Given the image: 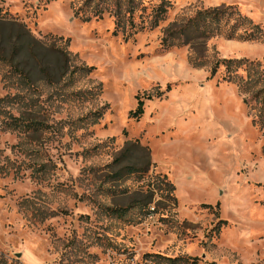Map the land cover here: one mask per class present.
Segmentation results:
<instances>
[{
    "label": "rangeland",
    "instance_id": "obj_1",
    "mask_svg": "<svg viewBox=\"0 0 264 264\" xmlns=\"http://www.w3.org/2000/svg\"><path fill=\"white\" fill-rule=\"evenodd\" d=\"M2 1L29 30L18 45L38 42L36 59L15 54L10 36L16 39L18 27H0V45L31 77L24 84L0 61V264H167L149 253L264 264V125L252 122L256 109L222 80L221 66L210 76L218 58L262 59L264 0H173L166 20L127 41L112 34L108 15L75 16L78 0ZM221 3L236 4L263 36L160 49L168 22ZM52 45L69 52L71 68L95 69L59 78ZM192 53L205 64L193 66ZM136 95L151 96L138 119L128 116ZM95 110L103 111L96 122L78 120ZM10 115L48 127L8 128ZM133 140L149 149L151 165L114 181L117 167L108 165ZM125 155L120 166L146 161L139 147ZM159 173L174 184L176 203L156 188ZM105 206L128 210L118 218Z\"/></svg>",
    "mask_w": 264,
    "mask_h": 264
},
{
    "label": "trees",
    "instance_id": "obj_2",
    "mask_svg": "<svg viewBox=\"0 0 264 264\" xmlns=\"http://www.w3.org/2000/svg\"><path fill=\"white\" fill-rule=\"evenodd\" d=\"M173 5V0H78L74 6V15L80 17L82 21L91 19H100L104 15H108L113 20L112 34H121L124 41L133 37L137 32L143 30H151L156 28L160 22L166 20L168 12ZM5 25L17 26L19 31L16 39L12 41L10 36L11 50L17 54L19 50H23L25 57H33L35 55V45L38 42L36 39H30L27 42H21L24 35L30 36L29 30L20 23L17 17L9 12L3 6V1L0 0V27ZM1 36V33H0ZM224 36L225 38H238L242 40H257L263 34L258 24L252 21L245 14L240 12L236 4L221 3L218 5L202 7L197 9L190 15H184L167 23L162 29L160 37V49L169 50L172 47L191 46V43L198 39L208 40L211 37ZM54 52H57V61L59 70V78L67 74L69 79L73 78V74L77 71L86 74L92 72L95 67L93 65L72 66L70 63V54L62 46H51ZM15 54H9L7 49L0 45V61L9 64L11 70L19 75L24 84H31V77L23 68ZM189 62L193 66H203L205 57L195 53L190 54ZM222 67V80L226 82H234L237 90L243 95L242 101L250 109H256V115L252 118L254 124L264 125V56L262 59L249 58H218L210 67V76H213L219 67ZM242 70V72L240 71ZM44 75H51V67L44 68ZM169 85H167V89ZM91 89L86 91L91 93ZM78 94H81L79 91ZM85 94V93H84ZM92 94V93H91ZM84 95H82L83 97ZM84 98V97H83ZM145 98H151L147 95ZM144 97L136 95V106L129 110L128 116L138 119L144 112ZM253 102V104H252ZM103 111L95 110L84 117L78 118L79 121L91 119V122H96L101 118ZM5 126L13 129H20L23 132H37L48 127L46 123L37 119L23 118L21 116L10 115L5 121ZM131 147H139L145 151L146 161L143 166L128 164L120 166L125 159V151L131 150ZM151 165L149 149L146 146L140 145L138 140L126 141L113 160L108 166H116L117 169L112 172V180L117 181L124 178L125 175H130L137 172L148 171ZM1 168V167H0ZM156 178L161 182L156 185L158 190H166L174 203L176 197L173 195L174 184L167 178L166 174H157ZM153 192L142 204L143 208H148L152 200ZM141 206L136 203L132 206ZM141 206V207H142ZM209 206V205H204ZM104 211L113 217L122 218L128 207L126 206H105ZM155 209V208H153ZM148 256L163 259L167 264H198L200 257L189 255L166 256L158 253H149ZM207 264H218L214 261Z\"/></svg>",
    "mask_w": 264,
    "mask_h": 264
},
{
    "label": "built area",
    "instance_id": "obj_3",
    "mask_svg": "<svg viewBox=\"0 0 264 264\" xmlns=\"http://www.w3.org/2000/svg\"><path fill=\"white\" fill-rule=\"evenodd\" d=\"M152 210H153V208H152ZM152 210H151V211H152ZM151 211H150V212H151ZM16 264H22V263H16Z\"/></svg>",
    "mask_w": 264,
    "mask_h": 264
}]
</instances>
